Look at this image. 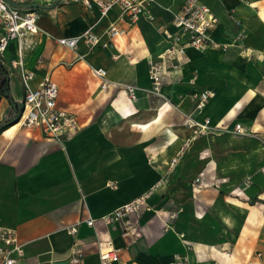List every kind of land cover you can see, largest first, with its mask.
I'll return each mask as SVG.
<instances>
[{"label":"crops","instance_id":"obj_1","mask_svg":"<svg viewBox=\"0 0 264 264\" xmlns=\"http://www.w3.org/2000/svg\"><path fill=\"white\" fill-rule=\"evenodd\" d=\"M199 1L218 20L211 38L227 48L188 47L163 70L162 97L138 90L135 99L124 86H152L150 64L166 47L162 29L175 31L182 0H155L153 22L120 24L114 37L103 33L116 7L99 21L96 9L70 0L38 9L23 59L34 73L30 88L49 77L57 108L76 117L77 130L61 142L16 123L24 87L8 47L2 64L13 103L0 94V123L9 122L0 131V224L22 244L15 264H68L74 239L85 264H99L108 242L119 250L111 264H168L177 254L189 264H264V0ZM88 28L106 46L89 50L80 40L71 50L55 40ZM96 68L106 72L104 89ZM203 90L214 96L197 119L220 132L193 137L185 116ZM236 124L246 133L234 134ZM145 192L149 210L130 214L127 227L102 220ZM72 224L75 238L66 232Z\"/></svg>","mask_w":264,"mask_h":264},{"label":"built area","instance_id":"obj_2","mask_svg":"<svg viewBox=\"0 0 264 264\" xmlns=\"http://www.w3.org/2000/svg\"><path fill=\"white\" fill-rule=\"evenodd\" d=\"M9 1L18 4V6H13L4 0H0V23L3 28L0 33V62H4L5 52L8 47L10 45L14 46L17 59L12 63L18 68L24 87L22 108L16 123L21 127L38 128L43 134L53 138L57 142H61L77 130L76 117L69 112L57 108L58 87L49 77H44L36 88H30L28 81L34 77V73L25 65L23 55L24 51L30 46L26 43L27 37L38 31L36 25L39 16L38 9L31 5H49L54 1H58L59 3L68 0ZM70 1L80 2L87 10L96 9V21L105 17L114 7L118 8L119 13L116 19L110 22L104 30L103 35L107 37L120 35L122 33L120 24L131 26L137 23L141 17H145L150 22L155 20L148 9V6L155 0ZM217 21V17L213 14L212 10L199 0H182L180 8L172 15L171 25L175 28V31L169 32L166 29H162L164 34L163 41L166 47L160 54V60L150 64L149 75L152 79V86L150 88H141L126 85L124 89L128 93V96L131 99H135L136 92L141 90L162 97L160 86L163 70L167 66H173V60L178 55H184L188 47L197 50L227 48V44L217 42L210 36V31L216 27ZM242 35V32L238 33L235 41L240 39ZM55 40L58 44L71 50H76L80 40L89 50L99 45L106 46L101 36L95 34L92 28H88L79 36L61 37ZM261 59L264 63V50L261 52ZM93 72L101 80L100 87L106 88L105 70L96 68L93 69ZM213 96L214 92L211 90H203L195 94L194 113L196 114L191 113L185 116V124L192 130L193 137L220 132L208 118L204 120L197 119V113L204 108L206 102ZM233 133L243 135L246 132L240 124H236ZM175 160V158L172 159L171 165L175 163ZM195 181L199 182L200 179L196 178ZM148 197L149 192L142 193L102 216V220L106 224L123 222L127 227L129 224L127 217L130 214L139 215L143 211L149 210ZM85 222L89 226L93 225L92 218L87 219ZM77 230V224L69 225L66 228V232L74 238ZM118 251V249L112 246L111 242H108L107 246L99 251V264L117 262L119 260ZM22 256L23 248L19 242L17 231L0 224L1 264H15L17 259ZM67 261L68 264H85L84 252L76 239H74L68 249ZM168 264H189V262L186 256L177 254ZM213 264L219 263L214 262Z\"/></svg>","mask_w":264,"mask_h":264},{"label":"trees","instance_id":"obj_3","mask_svg":"<svg viewBox=\"0 0 264 264\" xmlns=\"http://www.w3.org/2000/svg\"><path fill=\"white\" fill-rule=\"evenodd\" d=\"M0 94L5 96L11 103H13L9 94V77L7 74V70L1 62H0ZM14 122L15 121H13L12 123ZM8 124L9 122L0 123V131L3 130L5 127H7Z\"/></svg>","mask_w":264,"mask_h":264},{"label":"water","instance_id":"obj_4","mask_svg":"<svg viewBox=\"0 0 264 264\" xmlns=\"http://www.w3.org/2000/svg\"><path fill=\"white\" fill-rule=\"evenodd\" d=\"M4 1L10 3V4L13 5V6H18V4L13 3V2H11V1H9V0H4ZM56 4H58V1L55 2L54 6H55ZM31 6L34 7V8H36V9H42V10H46V9L49 8L48 6L41 5V4H33V5H31ZM54 6H53V7H54ZM51 7H52V6H51ZM13 106L15 107V104H13Z\"/></svg>","mask_w":264,"mask_h":264}]
</instances>
